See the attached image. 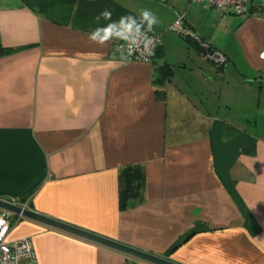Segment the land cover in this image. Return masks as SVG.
Wrapping results in <instances>:
<instances>
[{
    "label": "crops",
    "instance_id": "crops-1",
    "mask_svg": "<svg viewBox=\"0 0 264 264\" xmlns=\"http://www.w3.org/2000/svg\"><path fill=\"white\" fill-rule=\"evenodd\" d=\"M145 9L151 63L88 39ZM179 17L224 66L170 31ZM0 47V200L177 264H264V18L188 0H0ZM131 165L145 193L120 210ZM9 215L7 239L29 238L37 264H145Z\"/></svg>",
    "mask_w": 264,
    "mask_h": 264
},
{
    "label": "built area",
    "instance_id": "built-area-1",
    "mask_svg": "<svg viewBox=\"0 0 264 264\" xmlns=\"http://www.w3.org/2000/svg\"><path fill=\"white\" fill-rule=\"evenodd\" d=\"M188 3L192 6L207 7L220 14H230L235 17L252 15L264 18V0H188ZM169 29L184 39H191L198 43L202 48L203 58L216 67H221L226 64L227 57L220 51L210 48L208 43L201 40V38L186 25L182 17L177 18L170 25ZM147 35L155 37L156 41H158L153 50L155 54L156 49L160 45V37L154 30L148 32ZM121 47L124 50L123 56L119 51ZM127 52V43L123 40H117L115 53L129 61L151 63L154 57V55L148 57V62H145L139 51H133L130 57L127 55ZM23 208L25 207L23 206ZM11 227L12 224L9 213L0 211V264H20L22 261H27L29 264H37V257L29 238L15 240L7 239Z\"/></svg>",
    "mask_w": 264,
    "mask_h": 264
},
{
    "label": "clouds",
    "instance_id": "clouds-1",
    "mask_svg": "<svg viewBox=\"0 0 264 264\" xmlns=\"http://www.w3.org/2000/svg\"><path fill=\"white\" fill-rule=\"evenodd\" d=\"M111 15L110 11L105 10L100 17H97V20L99 21L101 17L105 20H111ZM157 23V17L150 10L145 9L142 10L139 21L132 16L121 17L118 22L97 27L88 34V39L99 45H105L112 40H123L128 45L127 55L129 57L133 51H139L145 62H148V57L154 55L153 50L158 41L155 37L148 36L147 33L153 31ZM119 51L123 56L122 47Z\"/></svg>",
    "mask_w": 264,
    "mask_h": 264
},
{
    "label": "water",
    "instance_id": "water-1",
    "mask_svg": "<svg viewBox=\"0 0 264 264\" xmlns=\"http://www.w3.org/2000/svg\"><path fill=\"white\" fill-rule=\"evenodd\" d=\"M0 210L19 216L23 219L40 223L51 229L78 237L80 239L103 246L105 248L114 250L145 264H177L166 258L146 253L144 251L126 246L124 244L107 239L89 231H85L83 229L63 223L61 221L42 215L35 211L23 208L22 206H19L18 204L12 203L10 201L0 200Z\"/></svg>",
    "mask_w": 264,
    "mask_h": 264
},
{
    "label": "trees",
    "instance_id": "trees-1",
    "mask_svg": "<svg viewBox=\"0 0 264 264\" xmlns=\"http://www.w3.org/2000/svg\"><path fill=\"white\" fill-rule=\"evenodd\" d=\"M185 40L192 41L191 39H185ZM201 40L205 41L202 38ZM199 50L202 51V48L199 47ZM6 53H9V49H2L0 47V56ZM156 97L162 100L164 96L163 93L158 92L156 93ZM145 185H146V177L142 166L131 165V166L123 167L119 171V175H118V198H119L120 210H125L129 207H132L134 204L141 202L143 200L145 193ZM23 201L24 200L18 202L17 204H22Z\"/></svg>",
    "mask_w": 264,
    "mask_h": 264
}]
</instances>
